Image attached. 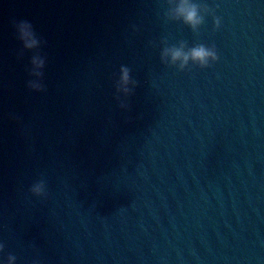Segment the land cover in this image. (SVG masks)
Masks as SVG:
<instances>
[{
	"label": "water",
	"instance_id": "water-1",
	"mask_svg": "<svg viewBox=\"0 0 264 264\" xmlns=\"http://www.w3.org/2000/svg\"><path fill=\"white\" fill-rule=\"evenodd\" d=\"M181 3L0 0V264H264V0Z\"/></svg>",
	"mask_w": 264,
	"mask_h": 264
},
{
	"label": "clouds",
	"instance_id": "clouds-1",
	"mask_svg": "<svg viewBox=\"0 0 264 264\" xmlns=\"http://www.w3.org/2000/svg\"><path fill=\"white\" fill-rule=\"evenodd\" d=\"M177 15L182 16L185 22L191 24L194 28L200 23H202V18L199 16L197 7L195 5L190 4L189 0H182L180 7L177 9ZM35 44L36 41L32 40V42L28 46L32 47ZM169 55L171 56L173 63L177 61H181L182 67L184 64L188 62L189 59L199 62L201 66H207L209 61L217 59L214 50L207 49L203 46L192 50L191 53H184L181 49L166 50L165 56H169ZM34 63H37L38 66L42 67V62L34 61ZM122 80L125 85L129 82V72L127 69H122ZM125 91L127 92L128 89L125 88ZM42 190H43L42 185H37L34 188V191L37 194H40ZM0 248H2V245H0Z\"/></svg>",
	"mask_w": 264,
	"mask_h": 264
}]
</instances>
